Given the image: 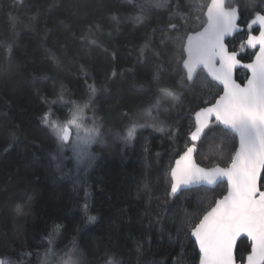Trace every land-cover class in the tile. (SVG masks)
Listing matches in <instances>:
<instances>
[{"label": "trees", "instance_id": "obj_1", "mask_svg": "<svg viewBox=\"0 0 264 264\" xmlns=\"http://www.w3.org/2000/svg\"><path fill=\"white\" fill-rule=\"evenodd\" d=\"M134 3L144 4L146 0H134ZM96 4L97 0H0V256L30 264L38 258L35 253L42 256L47 247L43 237L54 224H60L63 228L57 251L71 248L75 240L78 253L72 259L78 264H107L112 256L120 264H171L179 253V247L167 239L169 231L174 234L173 221L178 223L185 209L195 212L199 197H207L204 207L199 209L202 213L214 198L226 191L225 183L214 188L202 186L181 194L174 202H164L165 172L183 150L189 123L186 112L189 106L195 111L205 105L201 97L186 92L182 108L159 114L167 124L175 125L179 121L182 125L176 140L170 141L165 133L148 129L133 144L125 146L116 135L122 134L128 123L123 113L127 111L143 122L141 109L152 92L140 91L138 86L155 90L150 84L153 66L162 63L167 68L177 46L169 44L160 48L162 33H153V29L168 23L167 13L162 9L150 11L141 25L127 18L133 13L129 0H103L102 7ZM85 12L89 13L87 21ZM110 12H118L120 21H112ZM93 19L102 23L103 31L95 35L99 46L90 47L79 36L83 25ZM240 35L243 39L245 32L226 41L231 49H239ZM149 43L143 63H139L141 48ZM7 44H12L10 56L5 51ZM156 51L160 52L159 57L154 56ZM241 55L243 61L250 59L247 51ZM81 65L88 71L87 80ZM113 68L125 71L110 79ZM245 76L243 69L236 72L241 82ZM93 79L98 89L107 88L93 105L100 118L102 137L92 146L95 162L86 174L82 173L81 184L77 185L72 159L64 161L60 169L53 163L58 145L41 123L50 107L42 97L57 100L51 105L52 119L62 122L69 117L71 105L65 107L58 100L61 85L65 100L70 97L83 105L88 99L86 84H91ZM166 79L168 84L161 86L175 84L179 75L168 72ZM200 79H205L203 72ZM217 91L212 82L201 94L202 99H210ZM219 146V140L213 143L209 139L201 148L197 162L203 156L226 166L229 145L223 146L222 156L217 150ZM63 155L73 156L69 147ZM202 166L211 165L202 163ZM85 190L87 215L97 217L92 224L85 223L86 214L81 207L85 203ZM17 205L24 207L18 209ZM157 215L165 217L164 232L154 223ZM150 220L154 224L151 230ZM149 235L150 244L145 242ZM137 243H143L139 251ZM185 244L187 264H198L194 241ZM238 247L245 254L250 250L244 238ZM27 253L33 255L29 257ZM51 264L62 262L54 260Z\"/></svg>", "mask_w": 264, "mask_h": 264}, {"label": "snow or ice", "instance_id": "obj_2", "mask_svg": "<svg viewBox=\"0 0 264 264\" xmlns=\"http://www.w3.org/2000/svg\"><path fill=\"white\" fill-rule=\"evenodd\" d=\"M129 2L133 5V13L127 18L136 24L142 25L152 10L165 11L168 23L153 29V33H162L160 48L169 44L177 47L167 68L162 63L153 66L150 84L155 86V90L146 85L138 86L140 91L152 92L146 106L141 109L143 122L125 111L123 116L128 118V123L122 129V134L116 135L125 146L133 144L138 135L148 129L165 133L170 141L176 140L182 125L179 121L175 125L167 124L159 118V114L161 111L182 108L185 93L191 92L201 97L205 106L195 111L189 106L186 112L189 123L185 142L178 159L165 172L164 202H174L181 194L191 192L194 188L221 186L226 182V193L218 199L214 198L202 213L199 209L204 207L206 196L198 198L195 212L189 213L185 209L182 219L178 223L173 221L174 234L169 231L167 239L170 244L179 247V253L171 264H187L184 259L187 247L185 241L192 238L199 249V264H264V0H233L231 3L228 0H146L144 4L134 3V0ZM102 4L103 0H97L96 7H102ZM88 16L89 13L85 12V21ZM109 16L114 22L121 19L118 12H110ZM198 27L200 30L197 31ZM102 31V23L93 19L83 25L79 39L90 47L99 46L95 35ZM241 31L245 32L246 39L241 42L239 49L233 47L230 50L226 38ZM256 31L258 35L253 34ZM149 47L150 43L141 48L139 63H143L144 50ZM246 49L255 50L247 63L243 62L241 55ZM5 51L10 56L12 44H7ZM153 54L159 57L160 52ZM112 57L115 59V53H112ZM237 69H244L248 73L243 84L234 78ZM81 71L87 80L89 74L86 67L81 65ZM124 71L118 72L113 68L110 79L123 75ZM127 71L132 72L134 69ZM168 72L179 75V80L175 84L161 86L168 84ZM201 72L205 74L204 80L200 79ZM212 82H215L219 91L210 99H202L201 94ZM86 87L88 99L81 105L70 97L65 100V90L61 85L58 100L65 107L71 105L69 118L63 122L52 119L54 113L51 105L56 104L57 100L49 101L42 97L50 107L42 116L41 123L53 134L58 145V153L52 157L53 163L60 169L64 161L72 159L77 185L81 184L82 173L86 174L95 162L96 154L91 148L101 141L102 127L98 124L100 118L93 105L97 96L107 91L106 87L98 89L94 79ZM140 103L144 104L145 101ZM88 112L92 113L91 116ZM209 139L213 143L220 141L217 150L221 156L225 152L223 146L229 145V162L225 167L203 156L201 162H197L201 148ZM69 144L72 146V157L63 155ZM202 163L211 166H202ZM87 197L88 192L85 190V203L81 207L86 214L85 223L92 224L97 217L87 215ZM22 207L24 205H17L18 209ZM164 218L157 215L154 221L155 225H160L161 232L165 231L162 222ZM153 226L150 220L148 229L151 230ZM62 228V225L54 224L43 237L47 247L42 257L40 253H35L40 264H51L54 260L62 264H78V261L72 259L78 253L75 240L71 248L57 251ZM242 238L250 242V250L246 254L238 247V241ZM145 242L151 243L150 235ZM142 247L143 243H137L138 251ZM27 255L31 257L33 253ZM0 264H24V261L2 255ZM107 264L120 262L112 256L108 258Z\"/></svg>", "mask_w": 264, "mask_h": 264}, {"label": "water", "instance_id": "obj_3", "mask_svg": "<svg viewBox=\"0 0 264 264\" xmlns=\"http://www.w3.org/2000/svg\"><path fill=\"white\" fill-rule=\"evenodd\" d=\"M243 27V26H242ZM253 27H255V28H258V26H253ZM198 30H200V28L199 29H197V31ZM242 32V31H241ZM240 33V32H239ZM236 34H238V33H236ZM236 34H234L233 36H231V37H228V38H226V41H227V39H229V38H232V37H234ZM257 35H258V32L256 33ZM250 50H254V49H250ZM247 62H249V61H247ZM247 62H245V63H247ZM239 69H237V71H238ZM244 70V69H243ZM236 71V72H237ZM246 71V70H245ZM236 72H235V74H234V78L237 80V82L238 83H241V84H243L244 82H245V80H246V78L241 82V81H239L238 79H237V77H236ZM246 73H247V71H246ZM247 75H248V73H247ZM210 79V78H209ZM222 87V86H221ZM237 146H238V141H237ZM175 159H178V156L175 158ZM175 159H174V161H173V164L172 165H174V163H175ZM221 167H225V166H221ZM225 184H226V182H225ZM217 185H211V186H205V187H208V188H214V187H216ZM225 193H226V191H225ZM224 193V194H225ZM220 198V197H219ZM218 199V198H217ZM192 240L194 241V238H192ZM239 242V241H238ZM249 242V241H248ZM250 243V242H249ZM196 246V245H195ZM196 248H197V251H198V255H199V249H198V246H196ZM198 264H199V258H198Z\"/></svg>", "mask_w": 264, "mask_h": 264}, {"label": "flooded vegetation", "instance_id": "obj_4", "mask_svg": "<svg viewBox=\"0 0 264 264\" xmlns=\"http://www.w3.org/2000/svg\"><path fill=\"white\" fill-rule=\"evenodd\" d=\"M255 28V27H254ZM243 32V31H242ZM258 31L254 32L253 34H256ZM246 39V34L245 36L243 37L242 41ZM228 40V39H227ZM230 50H231V47H230ZM245 51H247L249 54H250V59L252 58V54L255 52V50H250V49H246ZM250 59H248L247 61H249ZM247 61H243V62H247ZM240 70V69H239ZM245 71V70H244ZM246 72V71H245ZM247 77V73H246V76L245 78Z\"/></svg>", "mask_w": 264, "mask_h": 264}, {"label": "rangeland", "instance_id": "obj_5", "mask_svg": "<svg viewBox=\"0 0 264 264\" xmlns=\"http://www.w3.org/2000/svg\"><path fill=\"white\" fill-rule=\"evenodd\" d=\"M230 2H231V0H229ZM240 38H239V40H241L242 39V35H240L239 36ZM69 118V117H68ZM67 119V118H66ZM64 121V120H63ZM62 121V122H63ZM68 147L71 149V152H72V146H71V144H69L68 145ZM91 151H92V148H91ZM93 152V151H92ZM94 153V152H93ZM72 155H73V152H72ZM42 257V256H41ZM30 264H40V261H39V259L38 258H36V260H32L31 262H30Z\"/></svg>", "mask_w": 264, "mask_h": 264}]
</instances>
